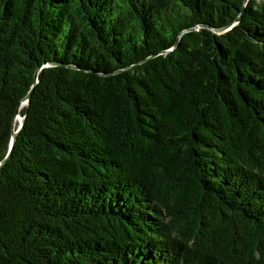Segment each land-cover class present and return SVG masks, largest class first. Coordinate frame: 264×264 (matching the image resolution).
<instances>
[{"label": "trees", "instance_id": "16d2710c", "mask_svg": "<svg viewBox=\"0 0 264 264\" xmlns=\"http://www.w3.org/2000/svg\"><path fill=\"white\" fill-rule=\"evenodd\" d=\"M18 112L0 264H264V0H0Z\"/></svg>", "mask_w": 264, "mask_h": 264}, {"label": "water", "instance_id": "95a60500", "mask_svg": "<svg viewBox=\"0 0 264 264\" xmlns=\"http://www.w3.org/2000/svg\"><path fill=\"white\" fill-rule=\"evenodd\" d=\"M224 29H222V30H224ZM52 65H63V63L53 62V61L52 62H45L42 66L38 67L36 70V83L38 81V74H39L40 70L42 69V67L52 66ZM66 65H68V64H66ZM68 66H70V65H68ZM31 95H32V90L22 99L20 107L27 105L29 103ZM16 121L19 122V125L17 128H16ZM23 123H24V117L21 116L20 113L18 112V114L16 115V118H15V122H14V131L12 133L9 149H8L6 156L0 161V168H2L10 159L13 148H14L17 133L21 129V127L23 126Z\"/></svg>", "mask_w": 264, "mask_h": 264}]
</instances>
